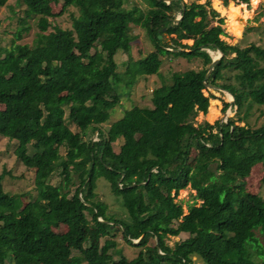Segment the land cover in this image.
I'll return each instance as SVG.
<instances>
[{
  "label": "trees",
  "instance_id": "trees-1",
  "mask_svg": "<svg viewBox=\"0 0 264 264\" xmlns=\"http://www.w3.org/2000/svg\"><path fill=\"white\" fill-rule=\"evenodd\" d=\"M18 1L19 25L0 47V135L15 141V157L33 169L35 194L16 208L0 171V263L255 264L250 248L256 247L254 229L264 230V198L248 191L244 178L255 163L264 165V122L249 128L231 118L196 124L191 118L207 106L209 119L217 112L203 80L218 84L224 78L219 85L232 95L234 112L243 108L241 117L251 102L264 106V47L223 40L218 16L206 29V14H218L209 0L183 7L181 0H148L146 10L125 7L122 0H61L56 12L50 2L59 0ZM68 6L77 10L69 28L49 20ZM228 6L242 14L241 7ZM28 19L35 34L17 41L29 30ZM131 25L144 27L154 45L136 58L129 53ZM162 26L173 33L168 42L157 37ZM198 34L190 45L180 42ZM216 47L222 55L203 78L211 59L205 48ZM116 51L127 55L123 70L116 68ZM163 53L199 56L202 66L172 71L163 91L150 94V105L133 104L105 126L119 101L116 85L128 87L138 75L157 73ZM56 169L59 180L51 183ZM98 177L112 185L125 217L107 214L95 198ZM185 186L193 193L183 212L174 197ZM60 224L65 229L55 231ZM86 225L103 236L100 245H83ZM137 227L155 237L151 246L131 241ZM115 230L139 246L134 256L113 258L107 251L115 245ZM179 231L188 237L174 247L165 243L166 235Z\"/></svg>",
  "mask_w": 264,
  "mask_h": 264
},
{
  "label": "rangeland",
  "instance_id": "rangeland-1",
  "mask_svg": "<svg viewBox=\"0 0 264 264\" xmlns=\"http://www.w3.org/2000/svg\"><path fill=\"white\" fill-rule=\"evenodd\" d=\"M168 1V0H166ZM182 2H189L190 0H181ZM197 2H203L204 0H195ZM61 0L58 2H50L52 11L56 12L60 7ZM122 4L125 7H129L133 4H137L143 10L149 7L148 0H122ZM210 6L217 11V15L211 16L206 14L205 16V28H209L211 25L217 23V16L220 18V25L223 28L224 33L220 34V37L228 43L235 45L236 47L244 46L249 43L258 44L264 47V0H252L247 2L241 0H209ZM229 4H233L241 7V13L243 14V9H246V15L238 16L233 8H229ZM208 9V7H206ZM23 14L22 4L18 0H7L6 3L0 6V47L9 44L11 37H13V31L19 25L18 18ZM71 14L76 15L77 10L74 6H68L62 13L56 14L55 16L48 17L52 23H56L63 28H69L71 26ZM178 13L175 14L177 16ZM31 23V19H28ZM49 29V28H48ZM36 27L31 23L28 31L22 32V37L16 39L17 41H27L29 42L35 34ZM130 32L134 34V38L130 42L129 53L132 58H136L140 55L145 54L147 51L154 48L152 40L147 35L144 27L140 25H131ZM169 35H173L170 31H165L161 29L159 33V38H163L168 42ZM199 37H187L181 39V43L190 45ZM186 49H189L186 48ZM206 51L213 55H219L216 48L210 49L205 48ZM230 53L229 55H232ZM222 55V54H221ZM126 53L122 51H116L114 53V59L116 61V68L118 70H123L126 60ZM160 65L157 73L138 75L133 83L124 87L121 82L116 85V89L119 93V101L110 110L107 119L103 122L107 126L111 121L118 118L124 109L128 108L133 104L137 105H150V94L152 92H162L164 88V83L170 81V73L172 71H181L187 68L198 69L202 66L201 58L199 56L186 58L180 55L173 54H161L160 55ZM208 66V65H207ZM228 72V71H227ZM229 73L231 74L232 71ZM208 75V74H207ZM230 79V78H229ZM231 80V79H230ZM218 84L211 83L215 86L204 84L203 93L211 94L214 97H209L210 100L215 101L216 115L212 118H208V106L204 113L198 111L191 118V122L196 124L202 120L208 122L218 121L225 122L227 118H231L235 123L241 126H247L249 128L256 127L264 122V106L258 105L251 102L250 108L247 114L243 117V108L234 112L232 107V96L224 88H222L219 83L225 81L224 78L216 80ZM226 102L225 108H222L223 103ZM0 104V107H3ZM66 110V107H65ZM241 117V119H238ZM69 127L72 130H77L71 122H68ZM96 130L90 134L92 139L95 138ZM120 139H116L112 142V148L117 150ZM15 146V141L8 139L7 137L0 135V171L3 172L2 175V186L3 189L8 193L15 195V207L19 208L26 200L32 198L35 194V188L33 183V169L24 166L14 155L13 148ZM60 152L63 153V149L60 148ZM188 164H192L193 155L192 153L188 155ZM213 165V163H212ZM245 179V188L248 191H252L264 198V165L260 163H255L252 165L248 175ZM59 180V175L57 169L53 171L49 176V181L51 183H56ZM112 185L109 184L104 178L98 177L96 179L95 185V198L103 201L106 204L107 214L113 215L115 217H125L126 211L119 203V199L111 192ZM193 190L189 186L180 188L175 194L174 200L179 202L182 206L183 212L186 211L187 203L192 201ZM132 194V193H131ZM89 217L88 213H86ZM175 223L174 221L172 224ZM55 231H63L65 229L64 224H60L53 227ZM116 232L112 236L115 240V245L109 247L107 251L112 255L113 258H117L120 253L125 254L127 257H132L136 254L139 246L127 243L121 236L120 232ZM136 231L139 234L131 239L132 242L142 241V246H151L155 241V237L141 233V228L137 227ZM84 233L87 238L84 240L83 245L86 246L89 241H94L100 245L103 241V236H98L95 234L93 229L86 225L84 227ZM188 234L184 231H179L175 235H166L164 241L166 244L174 247L179 242L185 240ZM254 244L256 247L250 248L252 251V258L255 264H264V230L254 229ZM258 249L260 252H258ZM71 254L75 256L76 251L72 250ZM195 261L199 259L192 255ZM7 262V261H6ZM1 264V263H0ZM6 264V263H3ZM86 264V263H83Z\"/></svg>",
  "mask_w": 264,
  "mask_h": 264
},
{
  "label": "water",
  "instance_id": "water-1",
  "mask_svg": "<svg viewBox=\"0 0 264 264\" xmlns=\"http://www.w3.org/2000/svg\"><path fill=\"white\" fill-rule=\"evenodd\" d=\"M169 1V0H168ZM180 4H181V7H183V3H182V1H180ZM180 17V14H178L177 16H175L174 18H173V20L175 21V20H177L178 18ZM164 28V26H162L161 27V29H163ZM157 37H159V34H157ZM216 49L218 50V52H219V55H213V56H211V59H210V62H209V64H208V66H207V68H206V70H205V72H204V74H203V78H205L206 76H207V74L210 72V70L212 69V67H213V64L217 61V59L221 56V54H222V51L218 48V47H216ZM203 83L204 84H207L206 82H204V80H203ZM209 85H212V86H215V85H213V84H211V83H208ZM230 93V92H229ZM232 96V95H231Z\"/></svg>",
  "mask_w": 264,
  "mask_h": 264
}]
</instances>
